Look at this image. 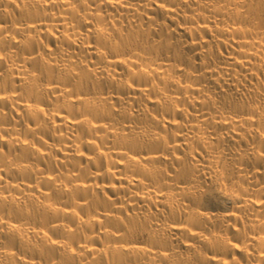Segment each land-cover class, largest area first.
Instances as JSON below:
<instances>
[{"label": "bare ground", "instance_id": "6f19581e", "mask_svg": "<svg viewBox=\"0 0 264 264\" xmlns=\"http://www.w3.org/2000/svg\"><path fill=\"white\" fill-rule=\"evenodd\" d=\"M0 264H264V0H0Z\"/></svg>", "mask_w": 264, "mask_h": 264}]
</instances>
